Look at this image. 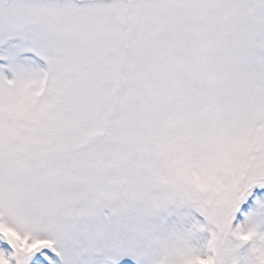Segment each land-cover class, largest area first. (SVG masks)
Returning <instances> with one entry per match:
<instances>
[{
	"label": "snow or ice",
	"instance_id": "obj_1",
	"mask_svg": "<svg viewBox=\"0 0 264 264\" xmlns=\"http://www.w3.org/2000/svg\"><path fill=\"white\" fill-rule=\"evenodd\" d=\"M0 264H264V0H0Z\"/></svg>",
	"mask_w": 264,
	"mask_h": 264
}]
</instances>
